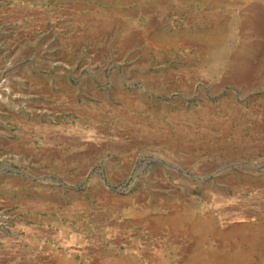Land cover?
I'll use <instances>...</instances> for the list:
<instances>
[{"label": "rangeland", "instance_id": "1", "mask_svg": "<svg viewBox=\"0 0 264 264\" xmlns=\"http://www.w3.org/2000/svg\"><path fill=\"white\" fill-rule=\"evenodd\" d=\"M110 258L264 264V0H0V264Z\"/></svg>", "mask_w": 264, "mask_h": 264}, {"label": "crops", "instance_id": "2", "mask_svg": "<svg viewBox=\"0 0 264 264\" xmlns=\"http://www.w3.org/2000/svg\"><path fill=\"white\" fill-rule=\"evenodd\" d=\"M125 260H128V259L127 258H123V259L110 258V259H106L105 261H103L102 264H123L122 261L124 262ZM62 263L68 264L66 262H62ZM73 264H74V262H73Z\"/></svg>", "mask_w": 264, "mask_h": 264}, {"label": "bare ground", "instance_id": "3", "mask_svg": "<svg viewBox=\"0 0 264 264\" xmlns=\"http://www.w3.org/2000/svg\"><path fill=\"white\" fill-rule=\"evenodd\" d=\"M255 49H256V48H255ZM250 50H252V49L250 48ZM241 58H242V57H241ZM242 59H243V58H242ZM242 59H241V60H242ZM245 60H246V59H245ZM242 62H243V61H242ZM245 64H246V63H245ZM242 65H244V64H242ZM243 72H244V71H243ZM122 262H123V261H122ZM124 262H125V261H124Z\"/></svg>", "mask_w": 264, "mask_h": 264}]
</instances>
